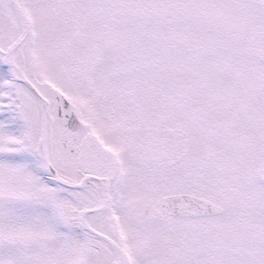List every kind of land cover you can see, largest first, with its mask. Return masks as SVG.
I'll return each instance as SVG.
<instances>
[{
  "label": "snow or ice",
  "instance_id": "snow-or-ice-1",
  "mask_svg": "<svg viewBox=\"0 0 264 264\" xmlns=\"http://www.w3.org/2000/svg\"><path fill=\"white\" fill-rule=\"evenodd\" d=\"M0 264H264V0H0Z\"/></svg>",
  "mask_w": 264,
  "mask_h": 264
}]
</instances>
